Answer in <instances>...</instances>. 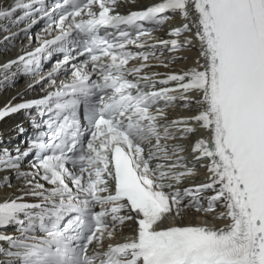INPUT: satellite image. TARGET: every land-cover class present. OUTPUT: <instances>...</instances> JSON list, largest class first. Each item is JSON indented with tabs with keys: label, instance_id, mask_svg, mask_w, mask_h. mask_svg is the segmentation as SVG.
I'll return each instance as SVG.
<instances>
[{
	"label": "snow or ice",
	"instance_id": "obj_1",
	"mask_svg": "<svg viewBox=\"0 0 264 264\" xmlns=\"http://www.w3.org/2000/svg\"><path fill=\"white\" fill-rule=\"evenodd\" d=\"M18 10L48 25L0 88L44 95L0 106L41 117L0 149V182L23 181L0 196V264H264V0H14L0 19Z\"/></svg>",
	"mask_w": 264,
	"mask_h": 264
},
{
	"label": "bare ground",
	"instance_id": "obj_2",
	"mask_svg": "<svg viewBox=\"0 0 264 264\" xmlns=\"http://www.w3.org/2000/svg\"><path fill=\"white\" fill-rule=\"evenodd\" d=\"M147 0H136L135 3L137 5H140L142 3H147ZM14 0H0V9H6L9 6L13 5ZM9 20V18H3L0 19V40H2L5 36H7L9 33H13L15 32L18 28H11L8 27V31H6V24L7 21ZM6 21V22H4ZM5 28V29H4ZM32 42L29 38L26 39H21V36L19 35H15L14 37L12 36L10 40H4L3 43H0V50L4 49L2 51H0V61L5 60V59H11L14 58L16 56H18L20 53H22L24 50H29L31 49L33 46L30 45ZM15 44V45H14ZM15 46L14 48L11 49V47ZM20 48V49H19ZM197 55L195 49H193L192 51L187 53L188 58L192 61L193 58ZM186 62L185 60H179L176 62V64L174 66H169V68H164L166 70H175V68L179 71L180 69H184L186 66ZM36 88H33V90ZM32 90V89H31ZM30 92V90L26 87L23 88L22 94H25ZM29 94H27V96L25 98H29L28 96ZM38 96V95H37ZM24 168L25 171H29L30 167L29 164H25L24 166H22ZM0 175H4L3 173ZM11 175V174H8ZM4 186L3 182H0V185ZM23 184L22 180H16L13 179L12 180V187L14 186L13 189V193L16 191L17 188H19L21 185ZM8 188L2 187V189H0V195L4 194V193H8ZM8 195V194H7ZM30 201L33 200L34 198H28Z\"/></svg>",
	"mask_w": 264,
	"mask_h": 264
},
{
	"label": "rangeland",
	"instance_id": "obj_3",
	"mask_svg": "<svg viewBox=\"0 0 264 264\" xmlns=\"http://www.w3.org/2000/svg\"><path fill=\"white\" fill-rule=\"evenodd\" d=\"M3 42V39L2 40H0V43H2ZM15 45V44H14ZM15 46H13V47H11V49L12 48H14ZM20 49V48H19ZM2 50H4V49H1L0 51H2ZM1 53V52H0ZM2 187H5V185L4 186H0V189H2ZM14 189V186L13 187H11V188H8L7 190H8V193H4V194H1L0 196H3V195H5V194H8L9 196L10 195H12L13 194V189Z\"/></svg>",
	"mask_w": 264,
	"mask_h": 264
}]
</instances>
